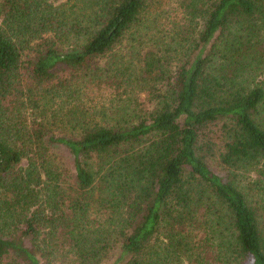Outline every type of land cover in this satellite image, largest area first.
<instances>
[{
    "label": "trees",
    "instance_id": "obj_1",
    "mask_svg": "<svg viewBox=\"0 0 264 264\" xmlns=\"http://www.w3.org/2000/svg\"><path fill=\"white\" fill-rule=\"evenodd\" d=\"M61 1L0 0V264H264V0Z\"/></svg>",
    "mask_w": 264,
    "mask_h": 264
},
{
    "label": "rangeland",
    "instance_id": "obj_2",
    "mask_svg": "<svg viewBox=\"0 0 264 264\" xmlns=\"http://www.w3.org/2000/svg\"><path fill=\"white\" fill-rule=\"evenodd\" d=\"M64 1V0H62ZM61 1V2H62ZM177 6V5H176ZM174 5H168L166 10L169 12L167 18L162 22L161 27L157 28L150 39V43L159 42L162 45V50L166 53V48L168 47L169 40H171L173 35L178 32V30L174 31V22H177L179 18L174 16ZM173 11V12H171ZM176 19V20H175ZM174 33V34H173ZM139 48H135L134 53L132 55L135 56L136 51ZM129 50L126 47V42L124 43L122 48H119L110 58H103L101 61V69L112 76V69L115 67V64L121 62V59H124L125 53H128ZM125 60V59H124ZM126 62H130L131 58L125 60ZM119 66V65H118ZM123 70L122 67H120ZM127 78H130L131 75L128 73L126 75ZM123 82L126 86H123L120 89H117L116 86H110L111 84H104V78L100 81L91 82V84L85 85L83 91H81L82 101L85 104L86 108L90 112H108V116H111L116 109V107L124 108H136L138 107L136 104L138 102L145 100L146 94H143V91L136 89L135 85L128 84L124 79ZM81 99V98H80ZM76 101V100H75ZM111 111V112H109ZM100 221V220H99ZM102 221V220H101Z\"/></svg>",
    "mask_w": 264,
    "mask_h": 264
}]
</instances>
